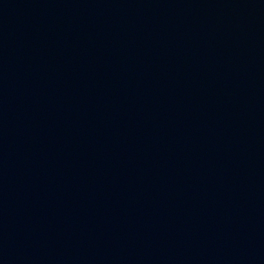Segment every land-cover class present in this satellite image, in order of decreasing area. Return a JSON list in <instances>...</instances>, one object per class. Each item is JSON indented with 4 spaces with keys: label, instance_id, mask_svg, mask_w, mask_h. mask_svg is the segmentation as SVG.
Segmentation results:
<instances>
[{
    "label": "water",
    "instance_id": "95a60500",
    "mask_svg": "<svg viewBox=\"0 0 264 264\" xmlns=\"http://www.w3.org/2000/svg\"><path fill=\"white\" fill-rule=\"evenodd\" d=\"M0 264H264V0H0Z\"/></svg>",
    "mask_w": 264,
    "mask_h": 264
}]
</instances>
